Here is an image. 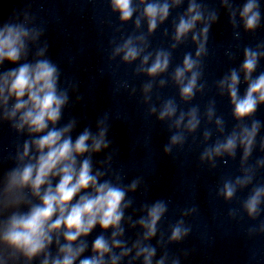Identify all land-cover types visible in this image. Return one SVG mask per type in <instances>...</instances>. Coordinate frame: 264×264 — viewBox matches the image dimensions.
Returning a JSON list of instances; mask_svg holds the SVG:
<instances>
[{
    "label": "clouds",
    "instance_id": "clouds-1",
    "mask_svg": "<svg viewBox=\"0 0 264 264\" xmlns=\"http://www.w3.org/2000/svg\"><path fill=\"white\" fill-rule=\"evenodd\" d=\"M110 10L118 16L120 25L132 22L134 30L119 40L110 41L109 61L135 65L134 76H145L140 92L147 115L167 124L171 133L163 147L165 155L183 149L188 137H195L202 119L215 125L223 138L212 139L213 131L205 128L199 156L201 164L209 169L217 161L227 163L240 151V175L223 178L216 189V197L231 203L237 193L249 189L239 208H230V219L252 223L247 229L249 238L264 235V183H254L257 172L264 169V156L249 164L257 148V137L264 124L254 115L264 105V71L254 76L264 59V41L243 48L239 67L230 68L217 82L221 96L227 95L236 124L225 133L223 117L216 115L215 100L209 102L203 117L198 105L187 111L181 109L175 98L153 102L154 90L164 88L169 79L178 89L179 100L189 104L198 93H203L206 82L204 59L208 55V41L212 26L219 20V11L209 8L202 0H187L186 9L173 21V33L168 49L149 51L156 30L164 24L172 10L180 8L185 0H108ZM227 13L236 39L239 29L255 33L262 24L260 0H245L236 6L234 0H220ZM146 24L147 31H143ZM45 25L38 22L30 7L13 11L0 23V67L8 62L16 67L0 71V123H7L18 136H26L16 145L14 167L0 177V264H181L179 256L170 255L169 245L180 244L192 232L188 218L198 214L196 206L181 209L179 219L169 226L166 235L160 225L169 210L170 201L158 199L134 208V194L146 193L143 177L123 182L122 170L113 168L117 151L108 138L110 113L105 112L95 122V131L86 126L75 138L79 125L76 118L61 124L64 110L70 103V91L78 90L75 83L61 87V70L48 57L49 45L42 41ZM117 32L120 28L116 29ZM164 35H168L167 29ZM190 38L194 52H186L182 62L171 71L172 52ZM34 49V52H33ZM32 59L29 60V56ZM229 59L235 56L226 52ZM159 78V79H158ZM247 85L240 94V85ZM136 88L127 80L117 81L114 92ZM77 101L82 97L77 96ZM250 120V124L246 123ZM264 152V137L259 140ZM104 159L94 156L106 152ZM251 186V187H250ZM26 209V210H24ZM131 215H126L128 210ZM139 213L138 218L133 217ZM99 227L89 251L87 237ZM134 240L125 239L126 231L137 230ZM106 233H110L106 235ZM156 240L155 245L151 242ZM53 248L55 252H53ZM158 249L160 250L159 257ZM188 252L184 253L187 257Z\"/></svg>",
    "mask_w": 264,
    "mask_h": 264
}]
</instances>
